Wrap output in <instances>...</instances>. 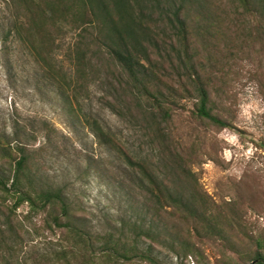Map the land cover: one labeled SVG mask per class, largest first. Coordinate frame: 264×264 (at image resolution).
I'll use <instances>...</instances> for the list:
<instances>
[{
  "label": "rangeland",
  "instance_id": "rangeland-1",
  "mask_svg": "<svg viewBox=\"0 0 264 264\" xmlns=\"http://www.w3.org/2000/svg\"><path fill=\"white\" fill-rule=\"evenodd\" d=\"M217 2L230 16L225 21L217 19L214 25L232 30L227 32V42L220 36L210 40L206 47L211 55L204 49L199 58L206 70L223 74L210 79V94L213 111L231 126L221 128L196 118L192 113L194 93L176 100L166 130L190 157L188 167L207 211L199 221L172 215L171 210L158 211L162 214L160 224L153 206L142 212L141 205L130 201V183L121 157L99 144L90 127L62 98L55 81L11 33L20 13L16 1L0 0V144L10 143L15 158L19 156L16 144L25 147L34 180L36 176L40 183L64 190L78 215L76 223L94 239L96 247L102 248L105 241L131 243L136 235L127 225L137 216L145 229L173 231L171 237L154 234L155 242L138 238L139 247L151 249L159 264H258L254 260L259 249L256 240H264V47L253 31V36L246 30L245 35L233 31L242 24L249 30L253 26L248 17L236 13L240 12L236 3ZM79 31L66 23L49 38L52 62L67 75L73 71L69 53ZM215 50L224 52L222 64L215 63L219 58ZM98 60L101 55L91 60L94 67L81 82V111L97 119L120 144L133 152H145L149 141L139 123L128 116L119 117L108 107L112 74L106 73ZM186 81L190 82L187 77ZM5 154L0 150V169L8 174L13 163ZM137 193L135 201L143 200ZM13 201L0 191V259H30L29 264L34 259H53L54 250L67 246V235L48 228L45 215L30 212L26 203L13 210ZM100 260L95 264H106ZM108 264L150 263L134 257Z\"/></svg>",
  "mask_w": 264,
  "mask_h": 264
},
{
  "label": "trees",
  "instance_id": "trees-1",
  "mask_svg": "<svg viewBox=\"0 0 264 264\" xmlns=\"http://www.w3.org/2000/svg\"><path fill=\"white\" fill-rule=\"evenodd\" d=\"M14 1L20 13L15 17L11 33L28 47L43 72L55 81L62 98L81 122L90 127L99 144L121 157L130 183V201L141 205L142 212L144 208L150 209L149 205L153 206L160 224H163L162 214L158 211L168 213L171 210L172 215L178 213L184 219L195 221L205 215L207 204L188 167L190 157L175 144L177 142L166 130V124L172 118L176 100L194 93L196 101L192 113L196 118L221 128L231 126L228 120L213 111L215 107L210 94V79L223 74L206 70L199 58L201 51L209 50L206 46L211 45L213 38L218 40L217 36H220L227 42V32L232 28L214 25V21L229 18L228 10L222 9L217 0ZM232 3H236V9L240 8V12L236 11L239 17H248L253 22L252 30L242 24L233 31L243 35V30L249 35L253 31L264 47V0H232ZM66 23L80 29L77 42L69 53V60L73 62V71L69 75L53 64L49 41L51 35ZM214 27L216 30L213 31ZM217 52L219 58L215 63L222 64L224 52ZM207 54L211 55L210 50ZM96 55H101L98 61L102 64L98 65L112 74V81L108 80L112 100L108 107L119 117L128 116L139 123L149 141L145 152L142 149L133 152L120 144L97 119L81 111L78 92L84 86L81 82L94 67L91 60ZM16 149L18 158L11 156L10 143L0 144V150L6 152V157L13 163L8 174L0 169V191L14 199L13 210L26 203L30 212L45 215L48 228L63 230L67 235L65 240H68L66 247L52 252L53 259H34L33 264H95L97 259L108 264L117 259L130 261L134 257L159 264L151 249L139 247L138 238L146 237L155 242L154 234L164 237L166 233L171 237L173 231L159 230V227L161 233L153 232L152 228L145 229L142 219L136 216L127 227L135 233L137 240L134 238L131 243L105 241L108 249L105 245L96 247L94 239L76 223L78 215L64 190L40 183L36 176L34 180L25 147L16 144ZM137 191L143 200L135 201ZM122 223L124 227L125 223ZM256 245L259 249L254 253V260L264 264V240H256ZM30 261L0 259V264H29Z\"/></svg>",
  "mask_w": 264,
  "mask_h": 264
}]
</instances>
